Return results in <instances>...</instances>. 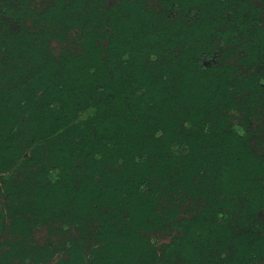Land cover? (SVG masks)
Listing matches in <instances>:
<instances>
[{"label":"trees","instance_id":"1","mask_svg":"<svg viewBox=\"0 0 264 264\" xmlns=\"http://www.w3.org/2000/svg\"><path fill=\"white\" fill-rule=\"evenodd\" d=\"M0 264H264V0H0Z\"/></svg>","mask_w":264,"mask_h":264},{"label":"flooded vegetation","instance_id":"2","mask_svg":"<svg viewBox=\"0 0 264 264\" xmlns=\"http://www.w3.org/2000/svg\"><path fill=\"white\" fill-rule=\"evenodd\" d=\"M257 1V3L259 4L260 2L262 3V0H256Z\"/></svg>","mask_w":264,"mask_h":264}]
</instances>
